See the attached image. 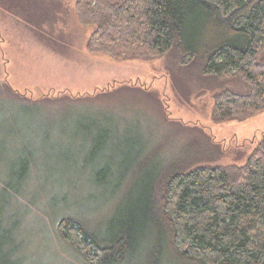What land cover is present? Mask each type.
Wrapping results in <instances>:
<instances>
[{
  "label": "trees",
  "instance_id": "1",
  "mask_svg": "<svg viewBox=\"0 0 264 264\" xmlns=\"http://www.w3.org/2000/svg\"><path fill=\"white\" fill-rule=\"evenodd\" d=\"M75 9L82 24L96 25L86 42L91 53L153 59L175 50L181 64L198 65L205 76L242 81L243 92L215 93L212 121H242L264 111V0H76ZM1 111L0 124L8 118ZM70 123L72 137L81 133V141L75 154L65 147L57 155L92 164L95 182L111 193L101 201L145 171L133 204L120 205L96 225L59 214L58 236L88 263L164 264L167 255L176 264H264V135L231 179L224 167L194 165L187 155L153 159L144 137L123 129L111 113ZM16 151L0 183V264H23L10 204L36 163L31 147ZM64 200L52 196L48 204L67 207Z\"/></svg>",
  "mask_w": 264,
  "mask_h": 264
},
{
  "label": "rangeland",
  "instance_id": "2",
  "mask_svg": "<svg viewBox=\"0 0 264 264\" xmlns=\"http://www.w3.org/2000/svg\"><path fill=\"white\" fill-rule=\"evenodd\" d=\"M75 1L0 0V110L8 117L0 124V183L19 155L14 151H35L33 176L10 204L23 264H91L58 236L59 214L75 213L96 225L120 205L133 204L145 172L101 201L110 192L95 182L92 164L57 155L65 147L75 154L81 141V133L72 137L70 121L111 113L123 129L144 137L153 159L187 155L194 165L224 167L231 179L264 135V111L242 121H212L215 93L243 92L242 81L205 76L198 65L181 64L175 50L123 60L89 52L86 42L96 25L82 24ZM52 196H65L67 207H51Z\"/></svg>",
  "mask_w": 264,
  "mask_h": 264
}]
</instances>
